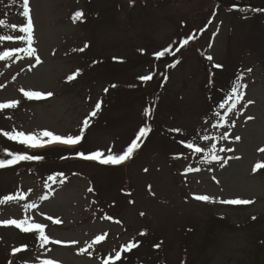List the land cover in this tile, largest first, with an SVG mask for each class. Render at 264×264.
Segmentation results:
<instances>
[{
  "label": "rangeland",
  "instance_id": "obj_1",
  "mask_svg": "<svg viewBox=\"0 0 264 264\" xmlns=\"http://www.w3.org/2000/svg\"><path fill=\"white\" fill-rule=\"evenodd\" d=\"M29 7L36 51L0 60V103L19 102L0 110V130L75 136L101 99L83 134L86 152L119 153L141 126H154L119 165L59 163L67 149L51 144L38 152L47 154L43 162L0 169V198L26 195L0 204V220L27 217L46 226L50 241L62 242L41 246L36 231L23 236L15 226H0V264H103L105 255L128 242L138 247L122 252L115 264H264V171H253L264 162V11L253 10L264 9V0H29ZM22 10L23 0H0V35H24L11 27L26 24ZM76 11L86 20L76 22ZM190 35L194 39L175 56L154 57ZM17 47L27 44L0 43V51ZM150 72L151 81L138 79ZM240 74L247 85L243 98L230 112L232 101L219 108ZM21 89L52 95L38 101ZM149 106L152 115L145 117ZM218 124L223 126L213 127ZM176 128L182 132L170 131ZM185 139L205 151L191 152L180 143ZM211 144L227 163L204 162ZM12 145L0 134V158H8L4 149L13 151ZM55 165L67 173L50 180ZM230 199L250 203H221ZM97 235L105 238L92 244ZM22 243L31 247L23 251ZM16 248L22 251L13 254Z\"/></svg>",
  "mask_w": 264,
  "mask_h": 264
},
{
  "label": "snow or ice",
  "instance_id": "obj_2",
  "mask_svg": "<svg viewBox=\"0 0 264 264\" xmlns=\"http://www.w3.org/2000/svg\"><path fill=\"white\" fill-rule=\"evenodd\" d=\"M134 2V0H133ZM254 11H264V9H253ZM31 10L29 7V0H23V10H22V15L26 18V24L23 26H17V25H11V27L13 29H17L23 33L24 35L21 36H12V35H0V42H4V41H25L27 44V47H17V48H11L8 50L3 51L2 53H0V60H5L7 58H10L13 54L19 53V52H24L27 56L31 57L35 55V49L32 47L33 44V21L31 18V14H30ZM83 13L82 12H77L75 13L74 19L76 17H82ZM5 21L0 20V26H4ZM191 39H194V35H190L185 39H182L179 42V46L175 47L173 49L172 45H168L164 48H162L161 50L155 51L153 53L154 57L157 60H161L162 58H164L165 56L171 55V56H175L176 53L181 51V48H183L184 46L188 45L189 41ZM175 43V42H174ZM143 51V50H141ZM36 59V63L39 64L40 63V58L39 56H35ZM114 60L119 59V58H113ZM207 59L209 61H212V57L208 56ZM178 63V61H177ZM171 66H175L174 64ZM213 67L216 69H220L223 67V65L221 64H213ZM247 71H251V69H247ZM73 77H69V79H72ZM138 79L142 82H149L153 79V75L151 73L149 74H145V75H141L138 77ZM243 80V74L237 75L236 80L232 83L230 91L226 94L225 97V102L224 103H219L218 107L221 109L225 108V103L227 101H232V103L228 106L227 111H232L233 109L236 108L237 103L243 98V93L240 91L242 88H246L247 85L246 84H242L240 83V81ZM113 87H115V85H113ZM21 91L23 92V95L28 98V99H33V98H42L44 96H51L52 93H42L40 91H25L24 89H21ZM105 91H107V89H105ZM18 101H8L6 103H0V110L3 109H9V108H15L18 105ZM248 103H252V101H248ZM100 108V103H97L96 105V109L98 110ZM152 106H149L147 108L144 109V115L145 117H151L152 115ZM96 112L93 111L92 113H90V117L95 116ZM220 120H223L224 117L221 116L219 113L215 114ZM89 117V118H90ZM89 118H85L83 121V126L80 130V135H67V136H61V135H57L54 134L53 132L49 131V130H41L38 133H25L23 131H16L15 129L11 130V131H4V130H0V134H2L3 136H5L8 140L10 141H15L21 145H24L26 147L29 148H42L45 147L46 145H51V144H62V145H77L81 142L82 138H83V134L85 129L89 126ZM249 119H252V117H249ZM223 125H213V127H221ZM151 131V127L150 125H148L147 123H145L143 126H141L137 133L135 134V138L131 140V142L127 145V147L122 150L119 153H114L111 148L108 149L107 155L104 154V152L97 150V151H93V152H89V153H85L83 151L77 152L75 153V155L77 157L83 158L85 160H92V161H98L101 164H105V165H119L122 162H124L125 160L129 159L133 152L138 149L140 147V142L142 141L143 138H146L147 135L150 133ZM170 131L172 132H176V133H181L182 130L179 128L176 129H170ZM228 133L225 132L223 134V138H227ZM47 138V139H45ZM201 139L205 140V141H209L210 138L207 135H204L201 137ZM235 139L238 141L240 139L239 136L235 137ZM180 143L184 144L185 147L190 150L193 153H203L205 151V149L199 145H197L194 140L193 141H187L185 140H181ZM219 151L223 152V151H232V149H224L221 148L219 149ZM259 151L264 152V148L259 149ZM4 153L6 155V157L8 158H0V169L3 168H7V167H11L13 165H16L22 161H39L42 160L43 157L40 155H31L28 153H24V152H14V151H10L8 149H4ZM208 153L209 156L208 158L205 159L204 162H210V161H223V163H227V160H224L222 157H220L219 155L216 154V145L215 144H211V146L208 149ZM182 155V154H181ZM66 158V157H64ZM261 168H264V162H258L254 165L253 167V171H257ZM145 171H147V169H145ZM187 172H192V171H200V169H193V168H188L186 170ZM62 176V174H60ZM50 180H54L55 177H49ZM150 189V186H149ZM30 191V190H29ZM89 191H92V189L90 188ZM26 198L25 193L23 192H16L13 194H8L3 196L2 198H0V204H5L7 202H13V201H20ZM195 199L200 200V201H212L213 198L208 196V195H196L194 196ZM221 203L224 204H233V205H238V204H247L250 203V201L247 200H242V199H230V200H223L221 201ZM37 207L35 204H25L24 208H35ZM141 215H143V213H141ZM49 220H52V217H47ZM105 219H112L111 217H105ZM54 223L59 224L61 221L58 219L53 220ZM117 223H119V221H116ZM0 226H15L16 228L20 229L23 232H33L36 231L39 233L38 239L41 242V246H43L44 244H47L49 242L52 243H62L61 241L58 240H54V241H50V238L45 235V225L44 224H40V223H30L29 222V218H24V219H15V218H11V219H4V220H0ZM145 233H140V235H144ZM106 235V234H105ZM105 235H97L94 239V241L92 242V244H96L100 241H102L105 238ZM67 243H72L75 244L77 243L76 241H70ZM92 244H89L88 247H92ZM26 247V246H24ZM138 247V242L137 243H133V242H128L126 243L124 246H122V248L119 251L115 252L114 256H109L108 258L103 260V264H115L116 261H120L122 258V252H130L132 249ZM154 247L159 248V245H154ZM22 251L21 248H16L13 249V254H15L16 252H20ZM80 253H84L87 251V248H80L79 249ZM89 255H91V253H88ZM26 264V262H25ZM42 264H56L55 261L51 260V259H45L42 261Z\"/></svg>",
  "mask_w": 264,
  "mask_h": 264
},
{
  "label": "trees",
  "instance_id": "obj_3",
  "mask_svg": "<svg viewBox=\"0 0 264 264\" xmlns=\"http://www.w3.org/2000/svg\"><path fill=\"white\" fill-rule=\"evenodd\" d=\"M152 83V82H151ZM100 109V108H99ZM98 109V110H99ZM83 144V143H82ZM82 144L81 145H77L76 147H73V148H71V147H64V148H62L63 150H65V149H67V151H65V153H62V154H60L58 157H57V159L56 160H61V162H59V163H63V164H66V163H68L69 161H67L68 159H70L69 157H71V156H73V155H75V153H77V152H80L82 149H83V147H82ZM30 149H32V148H29V147H24V145L23 146H20V148L18 149V152H24V153H28V154H31V155H41V154H39L38 152H43V150L44 149H46V148H43V149H32V150H30ZM79 149V150H78ZM22 150V151H21ZM28 150H30V152L31 153H29L28 152ZM46 157H47V154L46 153H44V156H43V159L42 160H39V161H43L44 159H46ZM64 157H66V158H64ZM36 162V161H35ZM58 166V165H57ZM264 169V168H263ZM24 239V238H23ZM22 239V240H23ZM23 244V243H22ZM27 245V247H31V244H29V243H27L26 244ZM187 258H188V256H186V257H183V263L184 262H187Z\"/></svg>",
  "mask_w": 264,
  "mask_h": 264
}]
</instances>
